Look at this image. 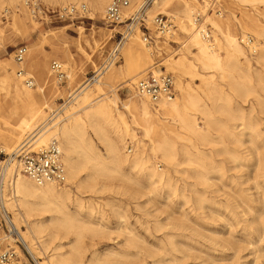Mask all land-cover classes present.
I'll list each match as a JSON object with an SVG mask.
<instances>
[{"label": "rangeland", "instance_id": "374dc122", "mask_svg": "<svg viewBox=\"0 0 264 264\" xmlns=\"http://www.w3.org/2000/svg\"><path fill=\"white\" fill-rule=\"evenodd\" d=\"M40 1L53 8L61 6V4H69V2L55 3L52 0ZM186 1L195 3L198 6L197 11L206 12L207 14L204 13L205 18L211 14L212 18L220 20L231 19L233 31L239 38L243 34L237 19L241 18L245 9L254 13L264 24V15L258 14L252 5H247L238 0ZM75 2L87 4L88 17L65 21L54 20L48 23H41L33 19L26 9H21L22 5L18 1L5 3V8H11L12 12L6 20L2 18V14L0 15V25L8 24L5 38L0 43V62L12 60L15 48L19 45H26L28 53L21 64L15 62V73L22 68L28 75L33 76L35 83L32 86L33 89L43 85L45 93L49 91L48 85L50 83L44 85L46 75H43V72L45 68L50 70L52 60L65 62L66 67L69 62L74 63L77 78L72 85L75 88L78 82L94 83L93 78L96 75L94 69L97 67H102L110 61L116 68L124 65L121 46L123 47V43L127 42L128 37L120 34L121 26L105 23L103 20L104 13L102 16H93L91 14L93 10L85 0ZM180 3L182 0H173L168 7L170 12L152 15V18L157 14L168 15L173 19L176 26L175 38L169 39L168 48L163 49L160 54L153 50L159 39H156L152 45H148L152 52V63L160 64L165 58L178 56L181 52H185L189 56L192 51H195L186 40L187 34L180 29V21L183 20V13L179 11ZM256 6L264 14V4L258 3ZM135 8L130 13L135 12ZM216 10L221 12L220 16H217ZM15 15L23 18L25 22L24 25L20 26L19 32L13 30L9 25ZM146 16L149 17V8L146 10ZM146 21L151 32H153L151 22ZM207 23L210 24L209 21ZM135 28L138 29L136 36L142 39L141 32L144 30H139L138 26ZM133 33L134 31L131 34ZM101 34L105 38L104 42H101ZM248 34L254 37L255 42L258 43L257 47L260 45L259 43H263L264 40L255 33L249 32ZM85 38L90 41L89 45L86 44ZM94 40L100 42L101 48L97 47L94 50ZM128 42L131 43V41ZM182 43L186 44L185 47L180 45ZM116 48L118 49L116 50ZM245 53L249 56L247 57L253 67L259 68L256 63L257 56L249 55L247 49ZM89 54L93 55L91 57L93 62L87 60ZM160 66L162 70H166L164 66ZM166 71L175 75L171 70ZM66 72L68 76V70ZM117 75L115 85H118L116 90L119 99H121L118 102V108L125 114L126 119L131 121L122 102L132 95L134 84H131L132 90L127 86H122L123 84H120L122 81L120 76L122 75L119 73ZM48 78L53 89L46 94L45 98H41L42 104L44 103L42 108L50 123L53 121L51 117L57 113L60 114L54 127H50L51 124L47 126L52 130L55 127L59 128L62 123L61 118L65 116L64 111L69 107L67 104H71L69 102L72 98L70 93L75 88L70 90L68 77L64 82H57L54 76L49 75ZM185 78L188 81L191 80L190 76ZM193 82L194 87L200 83L199 79L193 80ZM225 88L231 98L230 113L235 117L231 118L230 113L226 114L221 110H217L215 114L219 121L224 120L223 122L235 127L236 131L242 132L241 142L235 141L234 138L216 126L215 130L212 131L214 141L201 146L205 154L207 153L205 156L206 181L201 182L195 177L194 172L196 170L201 171V166L183 163L177 167L169 168L172 177L170 185L150 184L144 175L138 176L135 174L137 172L131 171V174L137 177L136 180L100 176L98 186L104 185V187L97 192H80L76 188H72L74 198L76 196L81 198V206L72 205L69 202V208L75 212L77 219L74 230L62 226L55 227V223L49 221L52 212L35 211L33 213V218L46 221V234L55 232L58 234L59 238L57 237L48 243L47 252L52 253L50 249L59 243L65 244L61 251L68 252L70 246L77 240L76 244L79 245L82 253V264H92L93 261L94 264H101L102 262L103 264H264V106L260 100H257L256 94L235 93L230 91L227 86ZM3 90L0 86V99L5 95L2 94ZM256 90L260 98L264 99V89L256 86ZM131 97L135 100L139 99L138 96L132 95ZM8 103L9 98L7 101L1 102L4 107ZM1 112L3 111L0 110V114ZM241 113L253 118L258 128V134L250 135V131L244 128L241 122ZM4 129L3 120L0 118V133ZM136 133L138 138H143V133L140 130H137ZM125 140L126 143L124 145L121 143L120 147L124 153L131 154L128 153L127 149L132 146L133 152L135 146L130 137L126 136ZM175 140L178 142V146L181 145L182 140L176 137ZM144 142L146 143V156L149 155L150 159L157 162L158 167L163 169L165 165L160 157L158 159L157 156L153 158L150 153L149 141L144 140ZM0 144L6 145L1 139ZM94 144L99 151H104V145L95 137ZM236 151L237 159H233L229 152ZM6 152L10 151L7 150ZM177 158L179 161L183 159L181 151H179ZM88 171V167L81 168L82 177ZM7 183L5 182L6 185ZM144 186L145 189H143ZM133 189L139 193L134 192ZM196 192L203 196L202 201L197 199ZM2 193L4 199L10 202L9 190L4 187ZM7 210L13 215L9 208ZM87 227L92 228L88 230ZM19 228L26 230L24 224H20ZM82 236L83 238H81ZM10 245L16 249L18 254L14 262L17 264H36L23 244L12 242ZM91 258H94L93 261Z\"/></svg>", "mask_w": 264, "mask_h": 264}, {"label": "bare ground", "instance_id": "6f19581e", "mask_svg": "<svg viewBox=\"0 0 264 264\" xmlns=\"http://www.w3.org/2000/svg\"><path fill=\"white\" fill-rule=\"evenodd\" d=\"M17 1L22 5L21 9H26L22 4V0H0V15L5 9V3ZM52 1L73 4L77 3L75 1L78 0ZM85 1L92 8L91 14L93 16H102L105 6L110 0ZM238 1L252 5L258 14L264 15L256 6L258 3L264 4V0ZM172 2L173 0H153L152 4L146 8V10L149 8V17H151H148L147 20L151 22L154 13L170 12L168 7ZM142 3L143 0L142 2L141 0H131L130 6L124 9L125 15L133 11L135 5V10H138ZM44 5L48 8L52 7ZM179 7V11L183 13L180 29L187 34L186 40L195 51H192L189 56L187 53L181 52L178 56L165 58L160 64L152 63L150 47H148V44H144L139 36H136L138 29L134 28V33L127 35V42L123 43V47L121 46L124 65L116 68L112 65L110 59L109 63L94 69V73H96L93 78L94 83L88 81L78 82L76 88L73 87L72 83L76 81L77 71L74 63L69 62V64H66L67 77L69 78L70 90L75 89L70 93L72 98L69 102L71 104H67L69 107L64 111L66 117L61 118L62 123L59 128L49 129L56 125L60 114L57 113L51 117L53 121L50 123L42 108L44 103L41 102V98H45L46 94L53 89L48 78L49 75L52 76L50 70L48 71L45 68L43 72V75H46L44 85L50 83L48 85L50 89L45 93L43 85L33 89L23 84L15 73V61L13 59L0 62V86L5 91H2V94L5 95L3 94L4 97L0 99V110L3 111L0 118H2L5 127L3 132L0 133V139L6 144L3 146L4 149L10 151L7 152L9 154L12 152L18 153L23 148L24 150L37 149L42 145H46L51 139H56L59 142L62 162L66 168V181L62 186L53 182L37 184L23 172L19 158L14 157L7 159V163L4 162L6 166L2 172V180H4L2 191L4 187L9 190L11 201L8 202L9 200L4 199V194L1 192L0 194L4 206L13 213L12 222L18 234H15V237L1 235L0 243L3 247L6 243L11 244L15 240H19L32 255L36 264H82V253L79 245L76 244L77 240L70 246L68 252L61 251L63 245H65L62 243L50 249L52 253L47 252L48 243L57 238L58 234L56 232L46 234L47 223L41 219L33 218L35 211L52 212L49 221L54 222L55 227L62 226L74 230L77 219L75 212L69 208V204L81 206V198L80 196L74 198L72 188H76L80 192H97L104 187V185L98 186L100 176L126 178L128 180L133 178L136 180L137 177L132 175L131 171L137 172L135 174H138V176L140 174L144 175L150 184L170 185L172 177L169 168L177 167L183 163L201 166L202 170H196L194 174L198 180L204 182L207 180L205 175V156L207 153L205 154L201 146L214 141L212 131L215 130L216 126L234 138L235 141L241 142L242 132L236 131L235 127L223 122L224 120L219 121L215 112L221 110L226 114L230 113L231 98L226 92V86L235 93L256 94L257 100H260L264 106V99H261L256 92V86L264 89V41L259 43L257 53L254 55L257 56L256 63L259 68L253 67L248 58L249 56L245 53L244 45L233 31L231 19L220 20L212 18L211 14L207 15L205 20L206 22L209 21L213 28L212 43H209L202 39L194 22V12L197 11L198 6L193 2L182 0ZM237 20L242 27L243 35H241V38L248 35L249 32H253L264 40V24L260 22L254 13L245 9L241 18ZM24 23L23 18L15 15L9 25L13 30L19 32L20 26ZM7 27L8 24L0 25V43L5 38ZM174 35L175 29L166 37H156L159 40L153 49L155 53L160 54L163 49H167L169 39L175 38ZM104 40L105 38L101 34V42H104ZM128 41H131V43ZM85 42L88 45L90 44L87 38H85ZM183 44L180 45L185 47L186 44ZM93 45L94 50L101 46L100 42L95 40ZM92 56L89 54L87 60L92 61ZM146 64L148 65L145 66ZM160 65L175 73L177 94L171 99L161 101L156 107L150 101H147V98L137 95L134 87L132 90L131 84H134L139 77L148 72L159 73L162 69ZM102 73L103 75L100 76ZM118 73L122 75L120 76L122 79L120 84L130 88L132 95L139 97L138 100H135L130 95V98L128 97L126 101L122 102L123 107L130 115L131 121H128L125 114L118 108V102L121 100L116 90L118 85H115ZM187 76L191 77L190 81L186 80L185 77ZM197 79L200 83L194 87L193 80ZM7 98H9V103L4 107L1 102L7 101ZM230 116L231 118L235 117L231 113ZM240 117L242 125L250 131V135L258 134V128L253 118L243 113ZM49 124L51 125L47 128ZM137 130L143 133V138L137 137ZM126 136L131 138L135 146L131 154L124 153L120 147L121 143L123 145L126 143ZM94 137L104 145V151L97 149L94 144ZM175 137L182 140L181 145L178 146ZM144 140L149 141L148 148L153 158L157 156L158 159L160 157V160L164 163L165 167L163 169L159 168L157 162L150 159L149 155V157L146 156V143ZM179 151L183 155L181 161L177 158ZM229 155L233 159H237L238 156L237 151L229 152ZM84 167H88L89 171L82 177L81 168ZM6 178H8L7 185L5 184L7 182ZM143 189H145V186ZM136 193H139V191ZM195 194L197 199L202 201L203 196L198 192ZM20 224H24L26 230H20ZM91 228L87 227L88 230H91ZM93 259L91 258L92 261ZM12 264L17 263L12 262ZM92 264H94V261Z\"/></svg>", "mask_w": 264, "mask_h": 264}, {"label": "built area", "instance_id": "2783aa9c", "mask_svg": "<svg viewBox=\"0 0 264 264\" xmlns=\"http://www.w3.org/2000/svg\"><path fill=\"white\" fill-rule=\"evenodd\" d=\"M153 0H144L141 7L133 13L125 15L124 9L130 6L131 0H110L104 10L103 20L110 25H120L122 30L120 34L124 37L131 34L136 26L139 30L143 29L141 38L144 44L152 45L156 37H166L175 29L173 19L165 14H157L153 17L151 25L153 32L147 23L146 8ZM23 6L33 19L41 23H48L54 20L65 21L76 18L88 17L87 4L73 3L64 4L58 7L47 8L40 0H22ZM12 9L5 8L2 12V18L6 20L11 15ZM217 15H221L216 10ZM194 22L202 39L212 43V27L205 20V14L197 11L194 14ZM239 40L248 50L249 55L254 56L257 53V45L255 39L251 35L245 37L240 36ZM117 50V49H116ZM114 52V51H113ZM28 49L26 45H19L14 50L13 59L17 64H21ZM65 63L59 60L50 62V72L57 82H64L67 79ZM16 75L22 79L27 86H34V78L28 75L22 68L18 69ZM95 77V76H94ZM134 90L137 95L145 97L153 106H158L163 100L171 99L175 95V77L171 72L165 69L159 73L148 72L139 77L134 83ZM18 153H7L3 145L0 144V192L2 193V172L5 169L7 159L14 157L19 158L23 172L37 184L53 182L63 185L66 181V168L62 162V154L59 142L51 139L46 145H42L37 149L24 150ZM128 153L132 152V146L127 149ZM4 162H6L4 164ZM8 182V181H7ZM3 194V193H2ZM0 234L5 237H15L18 234L12 222V214L3 204V198L0 194ZM2 235V236H3ZM1 236V235H0ZM15 243H21L15 240ZM22 244V243H21ZM18 257L16 249L6 243L3 247L0 243V264H12Z\"/></svg>", "mask_w": 264, "mask_h": 264}]
</instances>
